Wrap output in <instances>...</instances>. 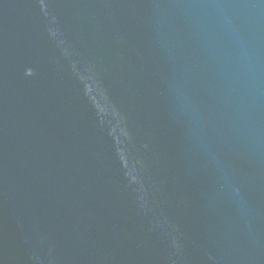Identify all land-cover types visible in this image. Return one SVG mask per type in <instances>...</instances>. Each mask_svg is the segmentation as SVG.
<instances>
[{
  "label": "water",
  "instance_id": "obj_1",
  "mask_svg": "<svg viewBox=\"0 0 264 264\" xmlns=\"http://www.w3.org/2000/svg\"><path fill=\"white\" fill-rule=\"evenodd\" d=\"M0 264H264V0H0Z\"/></svg>",
  "mask_w": 264,
  "mask_h": 264
}]
</instances>
